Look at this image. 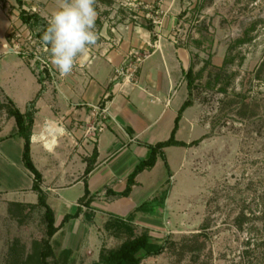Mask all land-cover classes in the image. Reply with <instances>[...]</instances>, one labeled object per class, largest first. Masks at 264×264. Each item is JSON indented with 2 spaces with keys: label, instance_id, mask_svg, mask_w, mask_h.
Segmentation results:
<instances>
[{
  "label": "rangeland",
  "instance_id": "rangeland-1",
  "mask_svg": "<svg viewBox=\"0 0 264 264\" xmlns=\"http://www.w3.org/2000/svg\"><path fill=\"white\" fill-rule=\"evenodd\" d=\"M21 2L19 6L17 0H0L6 14L0 7V106L7 95L23 108L22 102L36 88L34 75L39 74L45 86H55L82 67L78 59L72 73L61 76L38 37L43 28L30 29L19 19L23 9L46 23L62 0ZM97 10L100 36L95 46L124 53L122 44L132 26L149 29L153 41L155 33L160 35L153 26L166 14L176 17L165 38L185 50V70L192 69L193 79L192 106L184 111L176 138L198 143L168 148V169L157 159L128 199L95 194L75 229L51 239L48 264H96L100 252L117 248L129 237L119 219L135 234L147 232L154 242L164 243L160 255L140 264H264V247L253 248L254 242L245 246L247 239L257 240L255 231L248 225L241 231L235 225L244 212L256 218L252 223L259 230L258 239L264 237V80L254 79L264 59V0H97ZM147 49L139 52L130 47L119 77L134 73L151 50ZM225 62V73L219 76L216 69ZM240 95L256 102L255 116L241 115L246 105ZM0 112L6 122L5 109L0 107ZM12 129L14 121L9 119L3 133ZM165 189L164 203L153 213L134 211ZM65 192L70 200L82 195L80 187ZM41 212L12 208L7 213L6 234L0 231V257L6 264L21 263L46 238ZM63 250H68L67 255L61 254Z\"/></svg>",
  "mask_w": 264,
  "mask_h": 264
},
{
  "label": "crops",
  "instance_id": "crops-1",
  "mask_svg": "<svg viewBox=\"0 0 264 264\" xmlns=\"http://www.w3.org/2000/svg\"><path fill=\"white\" fill-rule=\"evenodd\" d=\"M0 7L5 14L1 4ZM159 23L153 26L155 32H160V35L155 33L157 39L153 41L152 32L132 26L131 35L122 44L125 53L98 46L89 49L79 58L82 67L75 69L66 82L45 86L39 84L34 75L36 88L31 97L22 102L23 108L13 97H5L21 113L26 112L35 99L30 157L41 173V189L58 228L52 241L63 234L67 236L82 217L81 214L60 226L63 217L74 214L77 209V201L84 193L82 174L93 151V169L86 178L90 194H107V189L121 192L129 173L146 156L145 145L170 136L177 111L187 97L183 78L187 54L165 38L175 26L176 17L166 14ZM147 46L151 50L134 73L119 77V69L128 62L126 53L130 47L141 52L147 51ZM0 119V231L6 234L3 222L7 213L12 208H20L16 204H36L37 196L31 190L32 176L22 162L23 139L12 135L13 129L3 133L11 117L5 122L0 112ZM182 119L184 112L175 138ZM101 123L103 130H91ZM168 148H164V154ZM151 169L136 176L131 193L140 185L141 175ZM73 187H80L82 195L70 200L65 197V191ZM6 195L10 198L6 199ZM0 261L6 264L1 257Z\"/></svg>",
  "mask_w": 264,
  "mask_h": 264
},
{
  "label": "trees",
  "instance_id": "trees-1",
  "mask_svg": "<svg viewBox=\"0 0 264 264\" xmlns=\"http://www.w3.org/2000/svg\"><path fill=\"white\" fill-rule=\"evenodd\" d=\"M19 6H22L21 0H17ZM19 19L22 24L28 26L30 29H34L37 26H41L44 30L46 23L43 19L39 18V16L35 13L29 14L25 10H20L19 12ZM149 30V29H148ZM42 33V32H41ZM41 33L38 34L40 38ZM226 69V62L216 69L217 74L222 76L225 73ZM183 78L186 79V87H187V97L183 101L182 105L177 111V115L174 120V125L170 136L164 140L157 142L155 144H148L145 145L147 148V154L144 158L139 160L137 164L134 166L133 170L127 176L125 187L121 192H115L113 190L107 189L106 193L111 195H118L121 197H128L131 193L132 187L135 185V178L136 176L143 172L144 170H149L154 167L157 158H160L165 166L168 169V163L166 156L164 154V148L167 147H189L191 145H195L198 143L197 140H193L189 143H186L181 140H177L175 138L176 131L179 127V121L182 118L183 112L192 106V101L190 99L191 95V88L193 85L192 79V69L189 67L185 70L183 74ZM255 80H264V59L261 60L257 68L255 69L254 73ZM37 82L39 84L43 83V78L38 74ZM240 101L244 103L246 106L242 108L241 115L246 117L255 116V108L258 106L254 100H250V98H245V96H239ZM35 99L29 103V108L26 112L21 113L14 105L11 100H6L5 104H1L0 107L4 108L8 117H11L15 123V130L13 131L12 135H18L23 139V149H22V162L24 167L29 171L32 176V185L31 190L35 192L37 196V202L34 205H19L13 204L16 207H20L21 210L24 208H38L42 210V219L45 223V236L46 238L41 239L39 245L33 246V251L26 255L25 259L21 261V263H13L8 262L7 264H48L47 258L52 256L53 251L51 247V239L53 235L58 230L57 227L54 225V214L52 209L46 203V196L41 189V181L42 176L41 173L34 167L31 157H30V133L31 127L33 124V105ZM244 106V105H243ZM251 107V108H250ZM250 110V111H249ZM249 111V113H247ZM250 115V116H248ZM95 158V151H93V157L91 159H87L86 167L83 171L82 178L84 180V193L77 201V209L74 214H68L63 217L60 222V226H63L71 219H76L81 214H85L83 211V207L85 209L90 208L91 203L93 202V195L90 194L88 190V186L86 183V178L89 173L93 169L92 162ZM167 189L159 195L158 197H153L150 201H144L141 204L137 205L134 209L135 212H142V213H153L157 207H161L164 203V200L167 196ZM264 205V201H262ZM262 218H264V207L262 209ZM256 218H250L244 214V212H240L239 215L236 217L235 225L238 230L244 229L243 225H248V229L250 231H255V239L251 237L246 240L245 246L248 248L251 245V242H254L253 248H261L264 247V237L262 239H258L259 230L255 227L252 223ZM260 219V218H259ZM119 226L125 227V230L129 233V237L125 239L121 244L115 249H109L107 251L100 252L99 260L96 264H140V262L147 257L157 256L163 252L164 243H157L154 242L147 232H142L139 234H135L133 228L127 227L123 220L119 219L118 222ZM59 226V227H60ZM247 229V230H248ZM264 229V228H263ZM249 231V230H248ZM16 248V247H13ZM68 250H63L61 254L67 255Z\"/></svg>",
  "mask_w": 264,
  "mask_h": 264
},
{
  "label": "clouds",
  "instance_id": "clouds-1",
  "mask_svg": "<svg viewBox=\"0 0 264 264\" xmlns=\"http://www.w3.org/2000/svg\"><path fill=\"white\" fill-rule=\"evenodd\" d=\"M98 15L97 0H62L46 18L40 40L61 76L70 75L78 59L96 45Z\"/></svg>",
  "mask_w": 264,
  "mask_h": 264
},
{
  "label": "built area",
  "instance_id": "built-area-1",
  "mask_svg": "<svg viewBox=\"0 0 264 264\" xmlns=\"http://www.w3.org/2000/svg\"><path fill=\"white\" fill-rule=\"evenodd\" d=\"M136 61H137V62L139 61V58H138V57L136 58ZM120 74H122V72H121ZM97 115H98V114H97ZM103 128H104V125L101 123L99 126H97V127H95V128H94V127L91 128V130L100 132L101 130H103Z\"/></svg>",
  "mask_w": 264,
  "mask_h": 264
}]
</instances>
